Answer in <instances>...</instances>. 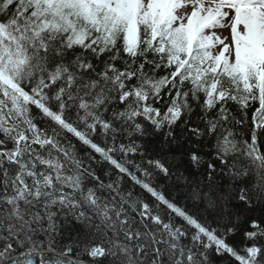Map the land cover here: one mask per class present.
Wrapping results in <instances>:
<instances>
[{
  "label": "snow or ice",
  "instance_id": "6c2138e0",
  "mask_svg": "<svg viewBox=\"0 0 264 264\" xmlns=\"http://www.w3.org/2000/svg\"><path fill=\"white\" fill-rule=\"evenodd\" d=\"M0 264H264V0H0Z\"/></svg>",
  "mask_w": 264,
  "mask_h": 264
}]
</instances>
